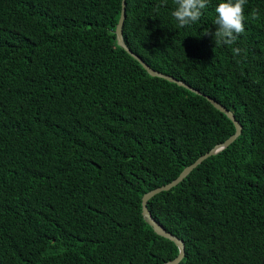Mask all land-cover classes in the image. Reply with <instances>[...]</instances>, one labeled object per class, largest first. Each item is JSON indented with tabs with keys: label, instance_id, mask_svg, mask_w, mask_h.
<instances>
[{
	"label": "trees",
	"instance_id": "trees-1",
	"mask_svg": "<svg viewBox=\"0 0 264 264\" xmlns=\"http://www.w3.org/2000/svg\"><path fill=\"white\" fill-rule=\"evenodd\" d=\"M220 2L181 28L173 0H125L130 51L242 127L147 208L184 243L179 264H264V0H247L232 46L205 34ZM121 3L0 0V264L173 260L141 198L234 134L203 96L117 45Z\"/></svg>",
	"mask_w": 264,
	"mask_h": 264
},
{
	"label": "water",
	"instance_id": "water-1",
	"mask_svg": "<svg viewBox=\"0 0 264 264\" xmlns=\"http://www.w3.org/2000/svg\"><path fill=\"white\" fill-rule=\"evenodd\" d=\"M125 5H126L125 0H122L121 14H120L117 26H116L115 31H114V34L116 36L117 45L120 48H122L134 60H136L150 77H156V78L164 79V80H166L168 82H172V83L176 84L177 86H180V87H182V88H184V89H186V90H188V91H190L196 95L203 96L213 106V108H215L220 113L224 114L232 122L234 129H235L233 135H231L223 143L215 145L209 152L200 156L194 163H192L191 165L184 168L176 179H174L173 181H171L170 183H168L164 186H161L159 188H156V189L144 194L141 198V214H142L143 218L145 219V221L147 222V224L153 229V231L158 236L171 241L172 243H174V245L178 249V254H177L176 258H174L173 260L168 261L164 264H179L180 261L183 259L184 254H185L184 243L179 238H177L174 235H172L171 233L167 232L158 222H156L152 218V216H151V214L147 208V202L156 194L163 192V191H168L171 188L175 187L177 184L182 182V180L185 179L205 159H207V158L219 153L220 151L224 150L225 148H227L231 143H233L237 139V137L240 136L241 131H242V127L239 124V122L235 119L233 113L231 111H229L228 109H226L223 105L219 104L218 102H216L215 100H213L212 98H210L208 96L202 95L199 91L195 90L194 88L187 85L186 83L179 81V80H176L175 78H173L171 76H168V75H165L163 73H160V72L153 70L143 60H141L137 55H135L133 52L130 51V49L124 43V40L122 37V29H123V24H124V20H125Z\"/></svg>",
	"mask_w": 264,
	"mask_h": 264
},
{
	"label": "clouds",
	"instance_id": "clouds-1",
	"mask_svg": "<svg viewBox=\"0 0 264 264\" xmlns=\"http://www.w3.org/2000/svg\"><path fill=\"white\" fill-rule=\"evenodd\" d=\"M209 0H173L175 5L172 17L177 21L178 27H186L196 23L202 16V10L208 5ZM247 0H222L216 8V17L213 22L217 26L214 33L208 30L205 34L213 35L216 46H232L238 37L245 32L244 6ZM259 13L253 14V19H258ZM234 57L239 56L241 49L232 48Z\"/></svg>",
	"mask_w": 264,
	"mask_h": 264
}]
</instances>
